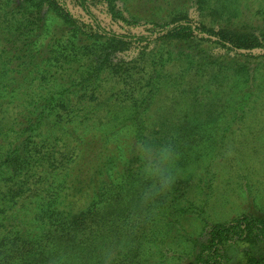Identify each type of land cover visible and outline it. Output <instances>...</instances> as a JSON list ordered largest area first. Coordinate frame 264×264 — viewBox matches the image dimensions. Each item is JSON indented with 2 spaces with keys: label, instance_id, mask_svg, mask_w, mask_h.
Segmentation results:
<instances>
[{
  "label": "trees",
  "instance_id": "obj_1",
  "mask_svg": "<svg viewBox=\"0 0 264 264\" xmlns=\"http://www.w3.org/2000/svg\"><path fill=\"white\" fill-rule=\"evenodd\" d=\"M179 1L209 4L169 0L162 17L117 0H0V264H264V211L205 221L194 235L178 222L192 200L204 213L207 144L237 116L210 117V100H226L217 96L230 77L254 86L249 61L264 59V25L207 27ZM210 45L247 63L228 75L223 59L234 57H206ZM128 46L138 50L121 59ZM147 47H158L151 61ZM207 65L210 85L195 82L182 112L156 127L149 109L167 69L193 80ZM195 163L202 172L186 199L194 181L181 170Z\"/></svg>",
  "mask_w": 264,
  "mask_h": 264
},
{
  "label": "rangeland",
  "instance_id": "obj_2",
  "mask_svg": "<svg viewBox=\"0 0 264 264\" xmlns=\"http://www.w3.org/2000/svg\"><path fill=\"white\" fill-rule=\"evenodd\" d=\"M117 1L125 8H129L132 13L162 17H165L164 15L168 12L167 9L172 4L167 2L169 0ZM178 3L185 8L186 15L189 18L207 27L216 28L221 23L224 26L234 27L237 24H241L243 27L250 22L264 25L261 23L264 22V0H209L206 10L200 9L198 5L193 3L188 2L186 5H183L181 1ZM55 20L56 22L59 21L58 18ZM154 48L147 47L144 49L146 51L144 57L148 61L153 60L152 58L155 59L154 50L158 47ZM137 50L138 48L131 46L122 47L119 51L121 53L120 58L127 60L126 57L136 53ZM210 52H214L217 57L219 55L234 57L233 60L223 59L222 66L228 67L225 69L228 75L231 70L236 68L234 67L235 64L242 61L247 63L248 60L246 57H240L233 53H225L223 50L213 48L211 45L206 48L205 56L207 57L208 53L210 58ZM249 65L251 69L257 70V78L253 87L248 89L249 86L233 84V78L230 77L224 83L226 85L224 90L228 91L227 95L225 96V93H223L219 95L220 97L217 96L219 100L225 98L226 100L222 99L225 103L210 100V117L215 115L217 110L223 108L228 111V120L231 121L234 114L237 116L227 132H224L223 138L219 135L221 129L224 128L214 129L217 135L215 141L207 144V148H210V151L213 150L212 154L216 159H213L211 165L209 162L210 172L205 174L210 179V191L208 192L209 197L206 206L203 205L204 213L198 215L199 213L194 212L193 206L194 204L198 205V202L192 200L193 205L190 203L191 205H188L189 209L185 208L184 213L179 216L180 226L193 235L203 228L205 221L210 223L223 222L244 213L264 211V59L253 58L249 61ZM174 68L167 69L165 77L160 81V93L155 97L154 104L149 109L150 121L154 124L167 115L182 112L186 98L189 97L184 91L194 88L195 82L197 83L196 86L198 84H203L204 87L210 85L207 82L210 81L213 69H210L208 65L198 71V74L203 73V75L199 79L194 78L193 80L192 74L177 77ZM116 85L113 80L108 82L107 88L110 93L117 91L116 89L119 86L111 88ZM239 91L243 92L239 94ZM200 94V91L192 93L193 98L194 96L198 98ZM109 95V93L105 94V96ZM217 98L216 100H218ZM126 112L123 109L120 116ZM217 116L220 119V116ZM185 169H187V166L181 170V178H192L191 181H194L190 185L191 187H188V195L185 197L188 199L191 191L194 190V183L199 178L201 168L196 167L195 163L189 170L184 171ZM213 172H215V175L212 174ZM183 206H187V201H184ZM175 243L177 242L174 241L173 246H175ZM244 247V245H238L235 247V251H231L236 260H243L244 252L242 250ZM162 264H176V262L174 259H170Z\"/></svg>",
  "mask_w": 264,
  "mask_h": 264
}]
</instances>
